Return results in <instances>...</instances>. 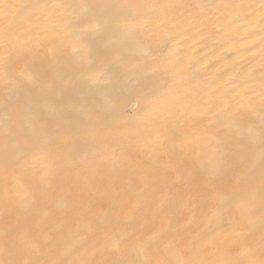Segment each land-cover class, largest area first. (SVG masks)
I'll return each instance as SVG.
<instances>
[{
	"label": "snow or ice",
	"instance_id": "6c2138e0",
	"mask_svg": "<svg viewBox=\"0 0 264 264\" xmlns=\"http://www.w3.org/2000/svg\"><path fill=\"white\" fill-rule=\"evenodd\" d=\"M42 112L53 132L25 135ZM129 113L146 129L125 148ZM13 142L28 151L0 159V264H264V0H0ZM244 142L262 147L215 191ZM200 143L192 169L159 159ZM68 173L95 198H53Z\"/></svg>",
	"mask_w": 264,
	"mask_h": 264
},
{
	"label": "bare ground",
	"instance_id": "6f19581e",
	"mask_svg": "<svg viewBox=\"0 0 264 264\" xmlns=\"http://www.w3.org/2000/svg\"><path fill=\"white\" fill-rule=\"evenodd\" d=\"M12 2H23V0H12ZM173 0H159L161 4H168ZM168 47V46H165ZM170 89L167 87L163 90L153 92L152 95L166 94ZM129 122L126 125V131L121 135L116 143L121 147H131L132 144L144 134L146 125L139 118L137 113H129ZM12 119L20 121L22 124L25 121V112L20 108L13 116ZM55 128V122L46 112H42L40 116L32 121L31 127L25 125L23 131L25 135L32 136L34 139H39L40 136L47 132L52 133ZM262 146L259 144L250 145L246 142L242 143L241 147L232 149L229 155L224 159L220 165V172L214 184L215 191H225L232 188L233 178L237 171L244 165V157L250 152H258ZM214 145L211 143H200L191 146L189 152L170 150L167 155H161L159 159L165 161L171 158L177 162L178 165L184 169H192L194 166L193 155L196 152L202 154L212 153ZM28 149L23 147V144L15 142L9 143L7 146L0 145V159L7 160L9 156L24 153L27 154ZM62 155V154H61ZM206 173L194 170L191 177L193 184H199L205 177ZM257 183V175H250L242 182L238 188L235 189L237 195L242 196L250 187L255 186ZM53 198L56 196H67L68 199L75 203H83L90 199L95 198V194L90 192L85 186L83 181H77L71 174H63L55 181V191L51 194ZM99 203V202H98Z\"/></svg>",
	"mask_w": 264,
	"mask_h": 264
}]
</instances>
